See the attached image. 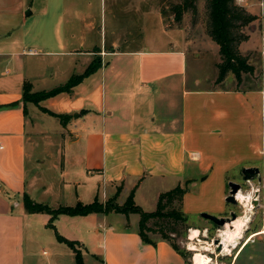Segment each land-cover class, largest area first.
Returning a JSON list of instances; mask_svg holds the SVG:
<instances>
[{
    "label": "crops",
    "instance_id": "obj_1",
    "mask_svg": "<svg viewBox=\"0 0 264 264\" xmlns=\"http://www.w3.org/2000/svg\"><path fill=\"white\" fill-rule=\"evenodd\" d=\"M125 1L121 10L137 12L138 20L124 24L113 13L114 37L98 43L89 39L90 32L84 28L85 25L88 31L96 32V0H39L38 9L31 0H0V264H60L61 251L42 249L46 260L42 261L34 249L39 235L44 238V234H33L34 215H43L44 225L51 215L31 212L23 202L25 192L36 199L35 192L40 187L39 166L31 170L29 158L34 157L37 163L44 161L42 152L49 146L57 148V152L49 154L52 159L56 157L63 182L74 183L79 190L72 204L96 195L104 202L120 184L119 203L126 200L136 184L137 203L144 204L145 189L158 200L159 194L167 190L166 184L192 181L195 166L203 169L205 186L219 188L222 201L217 203V210L226 215L232 209L225 203L228 180L222 177L216 184L209 178L214 172H206L214 167V161H209L208 152L217 147V137L223 130L220 122L231 118L230 109L219 97L239 98L243 92L249 96L247 112L256 114L258 120L252 117L247 123L248 154L241 155L237 150L236 161L260 168L263 185L257 198L262 223L238 241L232 253L222 254L224 259L219 264H240L242 258L244 263L257 260L264 264V56L262 78L245 91L235 87L189 86L187 63L192 40L185 29L166 22L160 0H139L130 6L129 0ZM117 2H110L112 12ZM251 3L253 0L241 4L249 8ZM256 5L252 11L264 31V12L260 4ZM132 28L138 35L130 37ZM36 55L44 57H32ZM94 58L101 60L94 72L70 91L40 101L54 111L75 113L66 124L57 117L60 127L50 129L42 114L47 112L34 101L24 100V81L32 82L35 91L50 89L54 86L35 85L37 76L54 73L52 64L46 65L50 71L44 73V61L69 64L70 71L67 79L59 83L62 84L72 74L83 72ZM30 61L39 64L38 73L32 71ZM78 61L84 65L81 71L75 67ZM202 141L203 155L195 147ZM231 164H218V174L225 177ZM79 173L88 179L87 193L79 186ZM69 175L71 179L66 180ZM109 213L112 211L81 215L83 219L103 215L99 216L102 227L96 226L95 234H64L88 242L83 244L84 260L87 253L101 256L98 248L102 245L101 264H187L169 240L151 234L156 244L145 242L139 225L115 224L108 219ZM66 215L70 214H59L57 225L60 220L73 221L77 216ZM47 235L50 241L57 239L56 234ZM73 253L75 256L74 250Z\"/></svg>",
    "mask_w": 264,
    "mask_h": 264
},
{
    "label": "rangeland",
    "instance_id": "obj_2",
    "mask_svg": "<svg viewBox=\"0 0 264 264\" xmlns=\"http://www.w3.org/2000/svg\"><path fill=\"white\" fill-rule=\"evenodd\" d=\"M33 1V5L38 9L39 7V0H31ZM112 0H96L95 9H96V19L97 25L96 32L94 30L88 31V27L84 25L86 29V33L90 32V40L100 43L101 39L103 42L105 38L110 40L114 35H112V29L114 24V17L113 13L116 16L117 20H120L124 24H130L134 21L138 20L137 12L130 11L128 8V13L122 11V7H124L125 0H118L116 3L115 12H112L113 4L110 3ZM180 0H160L161 9L165 10V20L166 22L172 23L173 25L180 26L185 29L186 34H188L189 38L192 40V45L188 50V63H187V72L189 78V86L192 85L193 87L202 88L203 86H210V87H235L242 91L248 89L247 87L252 86L256 81L262 78V58L264 56L262 50V23L255 19L249 25L245 27L246 32L249 34V38L244 40L241 45L240 49L243 54H247L249 56V60L251 63L255 65V71L253 72H246L243 73V80L240 84H238L237 79L233 73H229L227 77L221 81L217 82L218 76V66L217 63L221 60V56L219 53V45L216 41H214L207 33L206 29V0H197V11L193 13L191 9L186 10L184 16L180 22H177L174 19V10L173 5ZM128 6L130 4H136L139 0H129ZM260 4L261 0H253L251 6L248 8L251 12L254 13L252 10H256L257 5ZM120 5V6H119ZM124 9V8H123ZM256 14V13H255ZM164 15V14H163ZM102 23V31L100 30ZM136 23V22H135ZM83 24V22H82ZM135 27V25H134ZM130 32V37L134 36L137 31L132 28ZM138 35V33H137ZM124 43V42H123ZM122 43V44H123ZM138 46V45H137ZM124 47V46H123ZM32 57H44V55H36ZM50 64L54 67L53 75L44 76H37L35 79V85L38 88L42 87H51L63 82L67 79V72H69L68 67L69 64H64L62 62H57L55 60L48 59V63L45 61L43 62L42 68L44 69V73L50 71L47 68ZM30 66L32 71L38 73L39 64L34 61H30ZM76 70L81 71L84 68V65L78 61L75 64ZM215 77V78H214ZM214 78V79H213ZM213 79V80H212ZM249 96L247 93L243 92V97L236 98L234 95H225L219 97V101L223 102L224 107L227 109L229 108V112L231 118H224V121L220 122L221 127H223L222 134L217 137V147L210 149L208 152L210 155V162L214 161V167L211 170H207L206 173L210 174L214 172V175H209V178H213V181L217 183V180H220L222 177L228 180V186L230 181H238L242 183V191L240 192V201L238 203H232L225 200V203L228 204L229 209L226 215H230L232 211L237 214V217H242L246 220L245 230L241 237H237L236 242H232V244L228 247H222L221 249L218 248V243L215 242V238L222 237V232L226 228V226H219L215 222L210 219H207L202 216L203 211H207L209 213H213L218 216H223L217 210V203L222 201L221 192L219 188H216L213 185L205 186L203 183V169H197L195 166L191 172V177L193 180L188 183L189 190L184 195L183 198V210L188 215V224L189 227L187 228L186 232L179 237H176L177 243L187 251L188 261L189 264H193V256L196 250H202L213 258V262L215 264H219L223 261L224 257L222 254H230L234 251L235 246L237 245L238 241H240L245 235L250 232L251 230H255L260 226L262 223V208L255 206V203L251 202L253 197L256 198L260 197V191L256 193L257 189L262 188V182L259 180L260 177L253 178L251 180H245L243 175V162L236 161V154L235 152L238 150L241 155L248 154V145H247V134H248V127L247 123L252 121V117H255V120H258V117L253 115L251 111L247 112V101ZM32 101V100H30ZM240 101V102H239ZM239 104L237 105V103ZM195 103V100H193ZM198 103V102H196ZM227 106V107H226ZM233 106V107H231ZM238 106V107H237ZM32 110H30V113ZM44 114L45 118H47V122L50 129H54L60 127L59 119L49 113H42ZM74 117V116H73ZM72 117V118H73ZM71 118V119H72ZM70 119V120H71ZM41 123L43 124L44 122ZM219 123V122H218ZM56 135V134H54ZM40 145V143H39ZM42 145V144H41ZM58 145H62L58 143ZM195 147L200 149L201 154L203 155V141L199 144H196ZM52 151L57 152L56 147H51L47 150L42 152V155L45 157L44 161L36 162L34 157L29 158V167L31 170L35 168L36 165L39 166V184L38 192H35V197L38 201H42L44 203L49 204L52 207H57L60 204H72L76 200L77 191L76 185L71 182H63V177L60 173V168L57 166V161L52 159L51 153ZM214 154V155H212ZM246 156V155H245ZM214 157V158H213ZM247 161V160H245ZM192 162H197L193 160ZM199 163V162H198ZM220 163L231 164L228 169L225 171V177L218 174V167L217 165ZM37 166V167H38ZM71 175L66 177V180L71 179ZM80 184L83 191H88L89 183L87 182L88 179L83 176L82 173H79ZM152 183V181H150ZM177 183H169L166 184L170 189L177 185ZM43 185H47V189L40 190ZM219 186V185H218ZM230 189V186H229ZM229 193V192H228ZM255 195V196H254ZM244 196V199L241 197ZM89 197L86 202L92 201L91 196ZM250 197V198H249ZM262 197V196H261ZM248 199V200H247ZM144 201L143 203H139L145 210H154L157 207V199L152 198L147 193V189H145V195L142 198ZM264 202V199L262 200ZM253 206V209L251 207ZM259 208V211H258ZM250 210V211H249ZM252 212V213H251ZM225 215V216H226ZM36 218L33 220V234H44V238L40 236V239L34 243V249L38 252L37 257L42 261L45 260V255L41 252L42 249L46 248L51 251H61L60 257L61 261L60 264H77L75 260V256L73 250L66 244L60 243L57 241L58 239H54L55 241H50L46 238L47 234L55 235V229L48 225L43 224V215L36 214L34 215ZM70 216V215H66ZM99 216H103L102 214L96 215L93 219H83L81 215L75 216L73 221H67L63 219L60 220L57 225L56 219L54 223L57 225V228L60 233L62 234H95L96 226L102 227V221ZM51 217V216H50ZM68 218V217H64ZM72 218V217H69ZM100 218V219H98ZM108 219L110 221H114L115 224L126 226V225H134L135 227L139 225L140 214L138 212H131L129 215L125 213H118L116 211H112L109 213ZM237 219V218H236ZM227 222V223H233ZM101 224V225H100ZM204 226V228H203ZM207 227V228H206ZM208 227L210 228L208 230ZM228 227V226H227ZM192 228H197L200 230V233L196 235L194 238L190 235V230ZM224 228V229H223ZM229 228V227H228ZM64 231V232H63ZM200 235V236H199ZM66 236V235H65ZM42 238V239H41ZM55 238V237H54ZM57 238V237H56ZM78 240V239H77ZM86 242V240L84 239ZM83 240H80L82 251H85V246ZM231 243V241L229 242ZM88 245V242H86ZM236 244V245H235ZM198 245V246H197ZM204 245V246H202ZM211 245V246H210ZM59 246V247H58ZM209 246V247H208ZM227 248V249H226ZM229 248V249H228ZM65 249V250H64ZM103 246L101 245L98 248V252L101 253V256H97L96 258L94 255L87 253L85 255V263L86 264H101L102 260V253H103ZM228 256V255H227ZM242 261L240 264H260L257 260L253 263H248Z\"/></svg>",
    "mask_w": 264,
    "mask_h": 264
},
{
    "label": "trees",
    "instance_id": "obj_3",
    "mask_svg": "<svg viewBox=\"0 0 264 264\" xmlns=\"http://www.w3.org/2000/svg\"><path fill=\"white\" fill-rule=\"evenodd\" d=\"M197 0H180L173 5L174 19L180 22L186 10L191 9L193 13L197 11ZM165 15V10L162 8ZM206 29L208 35L218 43L221 60L217 63V82L223 81L229 73H233L238 84L243 80V73L255 71V65L250 62L247 54H243L240 45L249 38L245 27L258 18V15L251 12L245 5L237 0H206ZM101 65L99 58H94L86 69L81 73H74L70 78L50 89L33 90L32 82L25 80L23 84V97L25 101L32 100L40 108L56 117L61 123L66 124L75 115L69 112H57L40 104L44 98L53 96L61 91H70L76 84L81 82L87 75L94 72ZM84 110H81V112ZM191 180L179 182L174 187L164 190L159 194L157 207L154 210H145L135 201V190L137 184L131 189L129 195L123 203H119L117 198L122 190V184L117 187L115 193L104 202L96 195L92 201L85 202L78 199L74 204H60L52 207L47 203L32 198L28 193H24L23 202L25 207L31 212H47L51 215L48 225L56 231L59 241L67 243L75 252L77 264H86L81 248V243L77 239H71L60 233L54 220L61 213L70 215H86L92 212H123L129 215L131 212L140 214L139 234L143 241L156 244L151 234H159L169 240L173 247L179 251L189 264L187 251H185L175 240L176 237L184 234L189 227L188 215L183 210V198L189 190L188 183Z\"/></svg>",
    "mask_w": 264,
    "mask_h": 264
},
{
    "label": "water",
    "instance_id": "obj_4",
    "mask_svg": "<svg viewBox=\"0 0 264 264\" xmlns=\"http://www.w3.org/2000/svg\"><path fill=\"white\" fill-rule=\"evenodd\" d=\"M31 12V10H27L26 13L29 14ZM243 175H244V179L245 180H251L253 178L256 177H261L260 175V168L259 166H245L243 168ZM229 193L226 196V200L232 203H238L240 201V192L242 191V183L238 182V181H230L229 182ZM256 193L259 192V190L257 189L255 191ZM252 202L255 203V206L259 205V199L256 197L252 198ZM202 216L212 220L213 222H215L217 225L219 226H225L227 224V222H232L234 219L237 218V214L232 211L230 215H223V216H218L215 215L213 213H209L207 211H203L202 212ZM233 225V224H232ZM215 242L218 243V248L221 249L223 247V241L221 240L220 237L215 238ZM231 245V243H230Z\"/></svg>",
    "mask_w": 264,
    "mask_h": 264
},
{
    "label": "bare ground",
    "instance_id": "obj_5",
    "mask_svg": "<svg viewBox=\"0 0 264 264\" xmlns=\"http://www.w3.org/2000/svg\"><path fill=\"white\" fill-rule=\"evenodd\" d=\"M241 197L244 199V196H241ZM249 200H251V202H252V199H249ZM251 209H253V206L251 207ZM245 225H246V220L244 218H242V217H237V219H234V222L233 223H227L225 225L226 227H224V228H226V230L223 228L224 230L222 232V237H221V240L223 241V247L224 248L230 246V243H229L230 241H231V244H232V242L235 243L236 240H237V237H241L242 236L243 231L245 230ZM199 233H200V230L197 229V228H192L190 230V235L193 238L196 235H198ZM202 246H204V245H202ZM193 261H194L193 264H215L213 262V258L211 257V255H209L208 253H206V252H204L202 250H196L194 252Z\"/></svg>",
    "mask_w": 264,
    "mask_h": 264
},
{
    "label": "built area",
    "instance_id": "obj_6",
    "mask_svg": "<svg viewBox=\"0 0 264 264\" xmlns=\"http://www.w3.org/2000/svg\"><path fill=\"white\" fill-rule=\"evenodd\" d=\"M238 3H245L246 0H237ZM261 12H264V0H261ZM262 50H263V53H264V31H263V34H262Z\"/></svg>",
    "mask_w": 264,
    "mask_h": 264
}]
</instances>
